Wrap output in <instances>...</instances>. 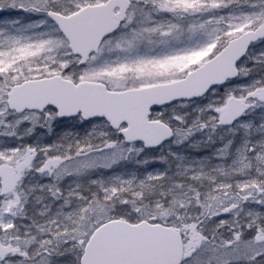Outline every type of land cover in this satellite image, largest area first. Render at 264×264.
<instances>
[{
  "label": "snow or ice",
  "instance_id": "obj_1",
  "mask_svg": "<svg viewBox=\"0 0 264 264\" xmlns=\"http://www.w3.org/2000/svg\"><path fill=\"white\" fill-rule=\"evenodd\" d=\"M0 264H264V0H0Z\"/></svg>",
  "mask_w": 264,
  "mask_h": 264
}]
</instances>
